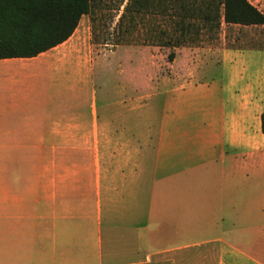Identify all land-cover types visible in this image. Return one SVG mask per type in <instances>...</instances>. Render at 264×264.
<instances>
[{"label": "crops", "instance_id": "crops-1", "mask_svg": "<svg viewBox=\"0 0 264 264\" xmlns=\"http://www.w3.org/2000/svg\"><path fill=\"white\" fill-rule=\"evenodd\" d=\"M65 40L0 58V264H144L210 242L223 264H264V78L239 67L264 72V53L175 49L155 116L134 108L144 87L98 111Z\"/></svg>", "mask_w": 264, "mask_h": 264}, {"label": "rangeland", "instance_id": "rangeland-1", "mask_svg": "<svg viewBox=\"0 0 264 264\" xmlns=\"http://www.w3.org/2000/svg\"><path fill=\"white\" fill-rule=\"evenodd\" d=\"M126 1L91 0L90 11L80 16L74 31L60 44L62 47L74 48L85 54L87 62L91 64L92 91L89 89L86 94L89 100L90 95L92 96L98 111L109 112L125 108L127 99L141 95V88L144 87L143 93L149 96H144L143 100L139 98L134 108L139 112L147 111L156 116L161 102L159 78L164 73L169 74L172 68L169 62L173 58L175 49L206 48L217 51L227 48L236 49L240 53L244 51L264 53V24L226 23L222 17L216 29H211L207 24L194 20V26L197 25V29L191 28L184 33V39L179 44H161L173 33L170 17L161 13L158 8L150 6L140 15L126 11L124 16L119 18ZM248 1L264 13V0ZM174 34L178 35L179 32L175 30ZM169 53H171L170 59ZM259 65V60L253 58V61L243 60L239 67L250 71L249 76L254 79H263L264 72L258 68ZM230 75V71L224 72L225 77ZM204 77L207 78V75ZM109 141L110 135L103 134V143H109ZM106 148L107 150L103 152L109 155V146ZM262 157L264 158V154ZM262 174L264 175V172ZM194 210L198 219L206 213L210 214L206 209ZM214 215H220V209H216ZM211 233L212 231L197 230L188 240L201 242ZM184 240H186L184 237L175 241L169 240L166 244ZM162 242L154 239L150 246L151 252L159 248ZM144 264L223 263L220 246L210 242L182 248L176 256L170 250L155 252ZM224 264L236 263L225 262Z\"/></svg>", "mask_w": 264, "mask_h": 264}, {"label": "trees", "instance_id": "trees-1", "mask_svg": "<svg viewBox=\"0 0 264 264\" xmlns=\"http://www.w3.org/2000/svg\"><path fill=\"white\" fill-rule=\"evenodd\" d=\"M150 6L170 17L173 33L161 42L167 45L179 44L184 33L197 29L194 20L211 29L220 17L226 23L264 24V13L248 0H127L119 18L126 11L140 15ZM90 8L91 0H0V58L33 56L62 42ZM259 123L264 133V110Z\"/></svg>", "mask_w": 264, "mask_h": 264}]
</instances>
